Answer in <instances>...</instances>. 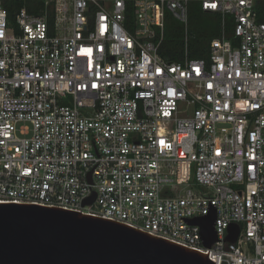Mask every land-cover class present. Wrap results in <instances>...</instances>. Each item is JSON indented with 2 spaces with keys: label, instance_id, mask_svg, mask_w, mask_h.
Here are the masks:
<instances>
[{
  "label": "built area",
  "instance_id": "obj_1",
  "mask_svg": "<svg viewBox=\"0 0 264 264\" xmlns=\"http://www.w3.org/2000/svg\"><path fill=\"white\" fill-rule=\"evenodd\" d=\"M194 4L221 20L204 58L190 57ZM168 14L180 60L162 55ZM0 204L264 264V0H0ZM213 210L208 248L189 221Z\"/></svg>",
  "mask_w": 264,
  "mask_h": 264
},
{
  "label": "water",
  "instance_id": "obj_2",
  "mask_svg": "<svg viewBox=\"0 0 264 264\" xmlns=\"http://www.w3.org/2000/svg\"><path fill=\"white\" fill-rule=\"evenodd\" d=\"M95 195L85 201L92 204ZM216 211L189 221L204 246L217 241ZM234 224L227 240H237ZM209 255L126 225L30 204H0V264H215Z\"/></svg>",
  "mask_w": 264,
  "mask_h": 264
},
{
  "label": "trees",
  "instance_id": "obj_3",
  "mask_svg": "<svg viewBox=\"0 0 264 264\" xmlns=\"http://www.w3.org/2000/svg\"><path fill=\"white\" fill-rule=\"evenodd\" d=\"M190 40L189 51L192 58H204L209 53L211 42L222 34L221 20L217 15L204 13L197 4L189 11ZM231 20L227 35L231 36ZM166 42L162 55L171 60H180L183 56L185 36L183 26L169 14L165 22Z\"/></svg>",
  "mask_w": 264,
  "mask_h": 264
}]
</instances>
